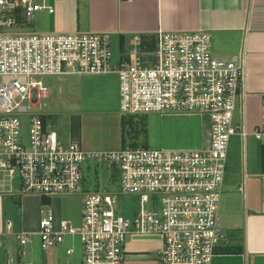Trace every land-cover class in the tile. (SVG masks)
<instances>
[{"label": "built area", "instance_id": "obj_1", "mask_svg": "<svg viewBox=\"0 0 264 264\" xmlns=\"http://www.w3.org/2000/svg\"><path fill=\"white\" fill-rule=\"evenodd\" d=\"M43 9L54 11L48 0H0V195L79 193L82 222L44 211L37 229L13 233L18 251H8L6 264H35L26 257L35 234L46 252L67 235L79 236L83 264H125L130 233L160 235L159 264H212L228 238L221 202L231 139L240 138L244 159L249 135L264 146V93L260 122L252 129L246 122L244 55L217 56L207 29L160 28L150 44L136 34L115 60L110 31L23 27ZM109 72L119 77L122 115H198L207 123L206 139L193 147L89 151L79 136L63 140L35 110L50 93L45 75ZM96 157L116 168L118 191L86 187L84 161ZM246 176L238 187L244 196ZM125 194L133 198L129 215ZM6 226L13 228L12 219Z\"/></svg>", "mask_w": 264, "mask_h": 264}, {"label": "crops", "instance_id": "obj_2", "mask_svg": "<svg viewBox=\"0 0 264 264\" xmlns=\"http://www.w3.org/2000/svg\"><path fill=\"white\" fill-rule=\"evenodd\" d=\"M48 1L54 7V11L50 12L43 9L37 13L38 17L42 19L41 16H43L46 20L40 24L42 30L110 31L112 39L115 38L120 46V51L114 52L115 60H118L121 53L132 44L136 34H140L150 44V41L155 40L160 28L207 29L212 35V48L217 56L230 57L236 53L244 55V86L247 93L246 122L250 129L260 122L261 116L259 121H252L249 101L256 98L261 106L264 93V0ZM54 1L59 3L56 4ZM111 73L118 76L115 72H109L84 74L76 80L70 79L69 85L81 86L69 89L70 92L68 93L67 101L71 105L70 109H72L68 138L60 130L55 129L45 117L46 122L65 141L72 136H79L85 149L89 151L119 149L125 145L135 146L141 145V143L144 146L152 147L151 142L144 140L147 135L145 132L146 120H148L149 114L158 115L161 113L122 115L119 84L118 94L116 91L112 103L109 100L107 83L102 78L82 81L85 76L100 77ZM80 81L83 83L78 84ZM130 116L140 119L142 130L127 140L126 134L129 131L127 122ZM161 116L171 118L177 115L162 114ZM168 122L170 121L166 123ZM168 125L169 123L166 124V127ZM161 137L162 139L167 137L170 143L180 140L179 136L173 132L165 133V135L162 132ZM197 137L200 139L195 146L200 145L207 137L206 122L205 131H201L200 137L198 135ZM27 196L29 195H25V197ZM20 197L22 200L21 210L23 211V196ZM244 199L245 207L243 213H240L241 218L243 217L241 223H239L240 218H238L235 223H227L231 226H224L221 210V225L228 231V238L225 243L219 246L218 254L213 259L212 264H264V169L256 173L248 196L246 191ZM9 204L10 201H7L4 195H0V253L3 256L2 259L5 260L6 258V261L8 251H18L17 245L13 247L5 242L6 236L9 234V230L6 231L7 220L5 218ZM126 243L125 248L129 252V257L146 255L145 251L130 250ZM156 259L158 261V258Z\"/></svg>", "mask_w": 264, "mask_h": 264}, {"label": "rangeland", "instance_id": "obj_3", "mask_svg": "<svg viewBox=\"0 0 264 264\" xmlns=\"http://www.w3.org/2000/svg\"><path fill=\"white\" fill-rule=\"evenodd\" d=\"M55 3L58 4L59 2ZM37 13L31 21L26 22L23 27L36 31H46L47 29L42 30L40 27L43 20H46L43 16H41L42 19L38 17ZM111 40L114 52L120 51V46L116 39L113 38ZM81 75L84 74L45 75L44 80L49 84L50 94L46 98H41L35 106V110L44 114L55 129L60 130L65 136L67 135L66 138H68L70 133L72 113V109H70L71 105L67 101V97L69 96L68 93L70 92L69 89L81 86L69 85V81L70 79L76 80ZM97 78H102L103 81L107 83L106 88L108 90L109 100L113 103L116 91L118 94V76L114 73L105 74V76L100 77L85 76L82 78V81ZM82 81L78 84H82ZM249 106L252 121H259L261 116L260 102L256 98L251 99L249 101ZM161 115L162 114H149L148 120H146L147 125L145 132L147 135L144 137V140L151 142L152 148L195 146L200 139L197 135L200 137V132L205 131V121L198 115L183 114L180 116H172L171 118H165ZM134 118V116H130L127 122L129 125V131L126 128L128 131L126 134L127 140L131 139L132 135L134 136L142 130V122L140 119ZM167 121H170L168 122V127H166V124H168L166 123ZM162 132L164 135L165 133L173 132V134L175 133L176 136H179L180 140L170 143L167 137L162 139ZM245 152L244 159L242 142L238 136H233L229 149L228 183L226 184V192L223 195L221 203L222 224L224 226H231L227 225V223H235L238 218H240L239 223L242 222L243 217L241 218L240 213H243L245 199L243 192L238 187L242 183L245 175H247L246 191L248 196V191H250L252 187V182L256 173L264 169V146L261 139L256 138L254 135H249L246 139ZM84 174L86 187L88 189H103L110 191H118L120 189L116 168L113 164L100 157L87 158L84 161ZM3 195L7 201H10L5 218L6 220L10 218L14 222V226L9 230L5 242H8L13 247L17 245V239L13 233L21 229H37L39 219L44 211H48L51 208L55 210L58 216L68 218L76 225L82 222L83 197L79 193L63 194L53 197L44 196L43 198L38 195H29L27 197L24 195L23 211L21 210L22 200L19 195ZM121 200L122 206L126 209L125 214L129 215V209L133 202L132 196L125 194ZM126 242L130 250L145 251L146 255L131 256L125 264H158L156 250L161 246V237L159 234L130 233ZM72 245L75 247V252L69 255L66 253V248ZM16 254L17 252H15V255ZM26 257L32 258L35 264H83V246L79 236L73 237L67 235L63 243L47 253L41 247L39 235L35 234L32 236V241L28 245ZM2 258L3 256H1L0 253V263L6 264V258L5 260Z\"/></svg>", "mask_w": 264, "mask_h": 264}]
</instances>
